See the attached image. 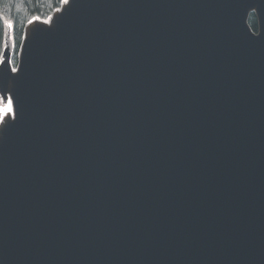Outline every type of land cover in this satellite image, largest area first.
<instances>
[{
	"label": "water",
	"instance_id": "water-1",
	"mask_svg": "<svg viewBox=\"0 0 264 264\" xmlns=\"http://www.w3.org/2000/svg\"><path fill=\"white\" fill-rule=\"evenodd\" d=\"M10 96L0 264H264V0H70Z\"/></svg>",
	"mask_w": 264,
	"mask_h": 264
},
{
	"label": "trees",
	"instance_id": "trees-1",
	"mask_svg": "<svg viewBox=\"0 0 264 264\" xmlns=\"http://www.w3.org/2000/svg\"><path fill=\"white\" fill-rule=\"evenodd\" d=\"M60 0H0V53L10 51L14 66L18 64L23 27L32 16L45 18L59 6ZM40 18V19H41ZM12 21L13 27L7 33L5 21ZM247 23L253 32H257L258 21L251 13ZM9 41V43H8Z\"/></svg>",
	"mask_w": 264,
	"mask_h": 264
},
{
	"label": "bare ground",
	"instance_id": "bare-ground-1",
	"mask_svg": "<svg viewBox=\"0 0 264 264\" xmlns=\"http://www.w3.org/2000/svg\"><path fill=\"white\" fill-rule=\"evenodd\" d=\"M69 2H70V0H69ZM67 6H68V4L67 5L62 4V6L60 8L55 9L53 11V13L50 16H48L47 18H45V19H40V18L36 17L37 19L29 20V21H32V23H29V21H28L27 24H26L25 31H24V41H25V39L27 37H29V35L31 34L32 30H34L37 27H40V28L44 27V28L53 29L54 20L63 13V11L65 10V8ZM45 21H47V23H45ZM17 74H18V71L16 73H13L12 71H10V77L11 78H10V80H9L7 86H6V88H7L6 96L11 97L10 96L11 95V88H12V86L14 84V81H15V79L17 77ZM13 77H15V78H13ZM12 117H13V115L10 117V119ZM4 124L5 123L0 124V129H1V127Z\"/></svg>",
	"mask_w": 264,
	"mask_h": 264
},
{
	"label": "snow or ice",
	"instance_id": "snow-or-ice-1",
	"mask_svg": "<svg viewBox=\"0 0 264 264\" xmlns=\"http://www.w3.org/2000/svg\"><path fill=\"white\" fill-rule=\"evenodd\" d=\"M61 2L65 5L69 4V0H61ZM33 19H37V18L33 17ZM5 23L8 28L11 29L13 27L12 21L8 20L5 21ZM29 23H32V21H29ZM45 23H47V21H45ZM0 47H3V45L0 44ZM6 55H7L6 52L0 53V64H4L6 62L9 66H11L13 62L11 59L5 60ZM11 71L13 73H16L18 70L15 67H11ZM15 105L16 102L13 98L9 96H5L2 94V92H0V124L5 123L9 116L14 115L16 111Z\"/></svg>",
	"mask_w": 264,
	"mask_h": 264
},
{
	"label": "rangeland",
	"instance_id": "rangeland-1",
	"mask_svg": "<svg viewBox=\"0 0 264 264\" xmlns=\"http://www.w3.org/2000/svg\"><path fill=\"white\" fill-rule=\"evenodd\" d=\"M9 30V28L7 27V31ZM7 55H6V57H5V60H7V59H11L10 58V52L7 50ZM11 67H15V68H17L16 66H14L13 65V63H12V65L11 66H9L6 62L4 63V64H0V75L4 72V71H11ZM0 92H2V94L3 95H5L6 96V90L2 87V84H1V81H0ZM10 117L11 116H9L8 117V121H12L13 119H14V115H13V117L10 119Z\"/></svg>",
	"mask_w": 264,
	"mask_h": 264
}]
</instances>
